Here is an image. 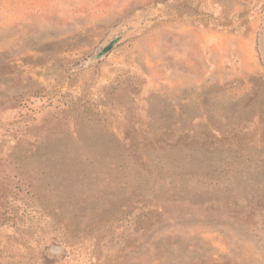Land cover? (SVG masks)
I'll list each match as a JSON object with an SVG mask.
<instances>
[{"label": "rangeland", "instance_id": "obj_1", "mask_svg": "<svg viewBox=\"0 0 264 264\" xmlns=\"http://www.w3.org/2000/svg\"><path fill=\"white\" fill-rule=\"evenodd\" d=\"M0 264H264V0H0Z\"/></svg>", "mask_w": 264, "mask_h": 264}, {"label": "water", "instance_id": "obj_2", "mask_svg": "<svg viewBox=\"0 0 264 264\" xmlns=\"http://www.w3.org/2000/svg\"><path fill=\"white\" fill-rule=\"evenodd\" d=\"M120 37L117 36L110 41H108L104 46H102L97 53L94 54L95 58H99L102 55H105L107 52H109L113 46L119 41Z\"/></svg>", "mask_w": 264, "mask_h": 264}]
</instances>
